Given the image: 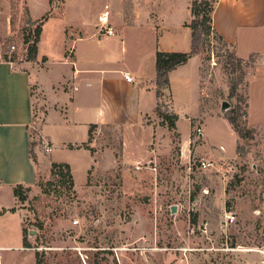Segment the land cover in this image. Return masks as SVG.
<instances>
[{"label": "rangeland", "instance_id": "1", "mask_svg": "<svg viewBox=\"0 0 264 264\" xmlns=\"http://www.w3.org/2000/svg\"><path fill=\"white\" fill-rule=\"evenodd\" d=\"M53 1L63 6L64 0ZM69 1L67 22L76 23L82 13L97 16L105 0ZM6 8L0 14V56H14L18 63L27 59L34 36L26 38L38 23L29 21L24 0H0V10ZM34 8L37 14L44 10L40 4ZM58 15L55 8L46 50L62 46ZM51 32L58 34L51 39ZM126 41L129 59L138 58L137 34L128 31ZM12 45L16 49L8 53ZM197 45L204 58V93L201 100L195 95L182 99L190 106L189 116L178 125L181 135L190 138L188 154L180 135L170 129L172 141L167 133L160 145L148 144L145 153L136 155L131 150L122 160V127L99 125L91 135L89 147L97 158L88 182L83 186L84 172L75 173L79 191L67 168L49 164L38 169L36 185L21 206L31 247L21 248L15 219L10 224L13 243L0 248V264H181L185 256L192 264H264V53H252L238 65L237 56H231L235 50L213 32L201 35ZM158 87L157 112L175 116L168 90ZM37 108L31 129L35 160L39 151L45 152L39 145L42 116ZM199 126L203 138H197ZM107 150L117 163H99L98 156ZM205 153L217 158L211 159L214 167L200 170L195 162ZM231 211L237 218L233 225L226 222ZM203 225L208 232L202 234Z\"/></svg>", "mask_w": 264, "mask_h": 264}, {"label": "crops", "instance_id": "2", "mask_svg": "<svg viewBox=\"0 0 264 264\" xmlns=\"http://www.w3.org/2000/svg\"><path fill=\"white\" fill-rule=\"evenodd\" d=\"M69 2L64 0L59 7L54 1L24 0L33 23L47 13L53 15L57 9L58 21L63 24L62 46L58 50H46L44 45L47 25L54 20L51 16L43 24L36 60L12 64L0 56V248H11L14 236L10 224L15 219L18 241L23 243L24 209L14 188L19 184L34 187L39 168L68 164L75 190L79 191L74 178L76 170L84 172L83 186L88 182L97 158L89 148L92 125L122 127V160L128 159L132 151L135 155L145 153L148 144L165 141L167 133L172 138V131L161 124L157 112L160 96L156 53L192 50V30L188 26L193 18L192 0H105L97 16L82 13L76 23L67 22ZM36 4L44 7L42 13L37 14ZM106 6L116 30L112 36L98 35L96 29ZM1 13L5 15L7 8ZM126 21L135 25L130 27ZM68 26L73 28L68 30ZM213 26L237 57L245 59L255 52L264 53V0H218ZM128 31L137 34L141 50L134 60L127 55ZM50 34L52 39L58 33ZM258 41L261 44L255 46ZM203 61V56L196 54L169 72L166 89L170 113L177 116L173 130L181 137L185 155L190 150V138L181 135L178 125L189 116L190 106L182 99L194 95L202 99ZM126 72L134 77L133 81L126 80ZM37 106L42 116L38 134L51 144L52 151H39L34 160L30 154L31 129ZM199 146L195 150L198 155L202 154ZM204 156L210 161L217 158L214 153ZM98 157L105 166L117 163L116 156L108 150Z\"/></svg>", "mask_w": 264, "mask_h": 264}, {"label": "trees", "instance_id": "3", "mask_svg": "<svg viewBox=\"0 0 264 264\" xmlns=\"http://www.w3.org/2000/svg\"><path fill=\"white\" fill-rule=\"evenodd\" d=\"M53 3V0H49ZM216 0L214 3H210L207 0H192L191 11H192V20L188 24V26L192 30V50L190 52H174V51H158L156 53V70H157V85L163 84L165 88H168L169 84V72L176 69L178 66L185 64L188 60L196 54H200L201 50L198 48V41L203 34H211L212 32L218 35V37L222 40L223 44L229 46V44L223 39V37L215 30L213 26V12L215 10ZM28 11V10H27ZM52 15L47 13L39 20L37 26L34 30H30L26 41H30L31 37L34 36L33 43L28 47L27 59L29 61H34L37 59L38 55V43L40 41V35L42 32L43 24L47 21ZM235 52H232L231 56L233 57ZM4 59L14 60L13 57H8L6 55ZM244 60L242 58L236 57V63L240 65ZM232 95V94H230ZM158 114L163 117L165 120H168V126L170 129L176 128V119L177 116H168V114L158 111ZM228 121L233 124V120L229 117H226ZM98 127V125H92L90 128V142L92 140L91 135L94 128ZM240 134V133H239ZM241 135V134H240ZM34 142L31 141L30 154L31 157L35 160V155L33 153ZM90 148V147H89ZM91 149V148H90ZM92 150V149H91ZM53 167H65L68 170V175L73 182V175L71 174V169L68 164H58L53 163ZM52 174L54 172L52 171ZM30 190V187H24L19 184L14 188V194L18 197L21 202H25L28 199L27 191ZM14 211L15 209H11ZM28 230L23 226V246L30 248L31 243L27 239Z\"/></svg>", "mask_w": 264, "mask_h": 264}, {"label": "built area", "instance_id": "4", "mask_svg": "<svg viewBox=\"0 0 264 264\" xmlns=\"http://www.w3.org/2000/svg\"><path fill=\"white\" fill-rule=\"evenodd\" d=\"M110 13H111L110 9L108 8V6H106L105 10L102 12V14L99 17V22L97 24L98 35H108V36L115 35L116 30H115V27L111 24ZM15 49H16V46L12 45L11 49L8 50V53H13ZM8 61H10L12 64L15 63V60H12V59H9ZM125 78L128 82H131L134 79V77L130 75L128 72L125 73ZM196 134H197V138H203L204 132L200 126L196 128ZM39 145L43 147L45 153H49L52 151L51 144L47 140L43 139L42 137L41 138L39 137ZM195 163L197 165V168L200 170L209 169L211 167H214V162L203 159V158L196 160ZM139 165L140 164H137V168H140ZM236 221H237V218H236L235 212L233 211L229 212L227 214V219H226L227 224L233 225L236 223ZM77 222L78 220H75V223ZM199 229L201 230L202 234L208 232L207 225L199 226ZM192 233H195V228H192ZM199 249H203V248H199ZM185 257H186L185 259L184 258L181 259V264H192L191 261L189 260V257L188 256H185Z\"/></svg>", "mask_w": 264, "mask_h": 264}, {"label": "water", "instance_id": "5", "mask_svg": "<svg viewBox=\"0 0 264 264\" xmlns=\"http://www.w3.org/2000/svg\"><path fill=\"white\" fill-rule=\"evenodd\" d=\"M225 105H226V106H228V103H227V102H225Z\"/></svg>", "mask_w": 264, "mask_h": 264}]
</instances>
